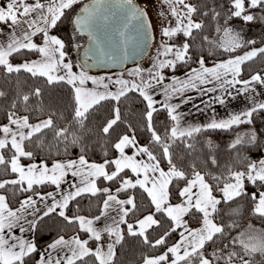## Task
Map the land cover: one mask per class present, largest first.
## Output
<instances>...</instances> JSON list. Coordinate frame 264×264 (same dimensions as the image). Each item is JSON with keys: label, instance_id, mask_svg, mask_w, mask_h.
I'll return each mask as SVG.
<instances>
[{"label": "snow or ice", "instance_id": "1", "mask_svg": "<svg viewBox=\"0 0 264 264\" xmlns=\"http://www.w3.org/2000/svg\"><path fill=\"white\" fill-rule=\"evenodd\" d=\"M81 2L0 0V101L6 102V122H0V264H118V246L124 248L129 238L145 249L141 264H264V229L250 224L232 236L238 225L224 222L225 216L239 214L240 206L231 205L241 200L251 205L252 216L264 220V157L251 159L240 151L264 150V127L256 124L264 119V92L257 88L264 87V72L241 78L243 65L264 56V47H250L257 41L245 39L243 27L238 31L233 25L264 26V0H212L211 7L160 0L155 28L147 4L90 0L72 16L67 39L55 34ZM107 12L122 17L123 27L101 40ZM209 17L217 38L204 35L197 45ZM132 21L135 35L128 37ZM156 33L149 68L137 66L128 78L123 72L115 78L88 74L91 66H107L105 58L123 64L129 43L133 52L143 54ZM84 35L90 47L86 59L76 63L69 48L78 50L74 41ZM205 44L211 46L212 57L246 46L250 50L208 66ZM179 68L186 69L183 76L176 75ZM29 79H42L43 87L28 86ZM57 85L70 89V110L45 105V88ZM191 91L200 96L219 91L202 101L204 108L192 105L199 112L213 104L226 106L237 97L245 107L219 118L213 108L206 123H185L187 113L180 109L193 101L187 95ZM137 100L142 111L122 113L123 102ZM160 112L168 121L163 132L154 120ZM242 125L249 127L228 145L236 150L234 163L220 164L211 139L205 142L207 152L198 147L200 134ZM97 149L102 162L90 159ZM49 186L54 190H40ZM137 193L146 205L138 202ZM84 197L96 198L95 215L79 214L78 198ZM13 202L19 206L12 207ZM73 202L77 210L69 216L66 210ZM53 214L71 227L70 235L58 234L40 248L35 240L14 234L15 229L37 230Z\"/></svg>", "mask_w": 264, "mask_h": 264}, {"label": "trees", "instance_id": "2", "mask_svg": "<svg viewBox=\"0 0 264 264\" xmlns=\"http://www.w3.org/2000/svg\"><path fill=\"white\" fill-rule=\"evenodd\" d=\"M87 0H82L81 4H78L74 6V9L72 10L71 13L68 14V19L64 21V23L60 26V31L56 32L55 34L61 36L62 38L67 39L69 33L71 32V18L72 16L77 12L78 8L80 5H82L84 2ZM193 3H207L209 7L212 6V0H191ZM205 11L207 9H204ZM236 22V21H234ZM239 22V21H238ZM205 24L206 27L202 33L197 37L196 44L199 45L201 43V37L204 35H207L209 39H214L216 32H215V23L211 21V17L205 19ZM240 22L238 23V25ZM237 25V26H238ZM256 27H264L259 24H256ZM257 43L255 45H252L250 47H256L259 48L264 44V37H258L255 39ZM76 43V41H74ZM84 45V44H82ZM80 46L79 50L72 48L70 46L69 52L70 56L72 59L77 58V56H80L81 53V47ZM250 47L246 46L245 48L242 49H237L234 53H222L218 52L214 57L208 56V52L211 51V46L205 44L204 48V55L206 57L208 65H212L214 62H219L221 60H224L226 58H229V56H234L240 52L249 50ZM34 58V57H33ZM18 59H14L13 63H18ZM80 63V60H79ZM195 67L196 65H192ZM244 71L242 73V79L250 77V75L255 74L256 72H264V56H257L254 60L246 62L245 65H243ZM186 71L185 68H179L176 74L183 73ZM168 75H171V73H168ZM0 83H3L2 80H0ZM37 84L39 86L43 87V80H38V81H33L29 79L27 81L28 86H32L33 84ZM25 91H27V87L25 88ZM70 89L67 86H49L45 88L44 95L42 97L45 105L55 103L60 106V111L63 112L66 109H69V104H70ZM33 105L37 103L36 98H33L32 100ZM6 105V102L0 101V122H6L4 120L3 116V109ZM110 102H106V107H110ZM129 109H131L133 112H140L143 110V104L140 103L138 100L136 102H130V101H125L121 104V110L123 114H128ZM104 114V111L102 110L97 118L102 117ZM154 120L156 122L157 128L159 131L163 132L164 126L168 123L166 113L165 112H160L155 115ZM132 122L137 123V120L135 117H132ZM256 124L259 127H264V119H257ZM248 125H242L239 127L234 128L233 130L230 131H209L202 133L198 136V140L200 141V144H198V147H202L203 152H207L208 149L205 145V142L208 139H211L216 147V152L215 155L217 156L219 162L221 165L225 164H231L234 163V158L236 157V150H230L228 145L234 140L235 135L237 132H243L248 129ZM119 131V129H118ZM142 142H146L145 139H142ZM242 155H247L251 159H259L261 157H264V150H259L256 148H241L240 149ZM114 155V153H113ZM72 156H75V153H72ZM61 158H68V157H61ZM90 159L95 160L97 162H102L103 156L102 153L97 149L94 154L90 156ZM27 162V161H25ZM239 166V165H237ZM102 186H106L102 184ZM52 187L49 186L47 188L40 189L41 191H48ZM122 198H124L123 194L121 195ZM137 199L138 202L141 203V205H146L147 201L141 200L140 194L137 193ZM96 198H92L91 200L88 197L84 198H78V204H79V209L80 212L79 214L83 215H95L96 210ZM12 207H18V202H13ZM240 206V212L238 215H233L231 217L225 216V223H231L232 221H235L236 224L238 225L234 229L231 230V235L232 236H237L241 232H243L246 228L249 227L251 224L253 227H257L260 229H264V220H261L257 217L252 216L251 214V205L247 203L244 200L239 201V205L236 203H233L231 205L232 208H236ZM77 210V202H73L72 204L69 205V208L66 210L67 214L69 216L73 215L74 212ZM227 211V209H226ZM195 226V225H193ZM72 229L71 227L65 226V223L62 221L61 218L55 216L53 214L51 217L45 218L43 222L38 223V228L37 230H34V240L37 242L38 247L43 248L45 247L48 243H51L53 239L57 237L58 234L64 235V234H71ZM176 235L173 234L171 239H175ZM226 242V241H225ZM145 252V249L135 245L131 238H129L128 242L125 244L124 248H119L118 246V264H141V254ZM257 260L260 259L259 255L256 257ZM29 264H33V262H29Z\"/></svg>", "mask_w": 264, "mask_h": 264}, {"label": "crops", "instance_id": "3", "mask_svg": "<svg viewBox=\"0 0 264 264\" xmlns=\"http://www.w3.org/2000/svg\"><path fill=\"white\" fill-rule=\"evenodd\" d=\"M142 1L143 2H151L152 6L157 7L158 9H160L162 7L160 5V0H142ZM164 10L166 11V8ZM77 39L80 42L83 41L82 44H84V45L86 44V38H84L82 36H78ZM153 44H154V40H153ZM84 45H82V46H84ZM261 47H264V44ZM246 51H248V50H246ZM246 51L240 52V53H238L236 55H243L244 52H246ZM236 55H234V56H236ZM226 59H228V58H226ZM208 66H211V65H208ZM183 73H179V74H176V75L183 76ZM248 78H245V79H248ZM210 86H212V85H207L205 87H210ZM257 88H258V92H264V87L257 86ZM218 94H219V91L217 93H211L208 96H200L195 91H191V92L187 93V95L193 96L194 99L190 103L182 105V107L180 109L181 112L187 113V115L184 118V122L185 123H192V124H196V123L203 124V123H206L209 120V118L213 115V111H212L213 108L215 109V113L217 114V117L219 118V117H226L229 112H237V111H240L242 108L245 107V101L241 97H237L235 100H232V99L229 98L228 99V103H227L226 106H221L219 104H213L212 108H208L205 112H199L195 108L192 107L193 104H197V105L200 106V108H204V104L202 103V101H209L210 97H213V96L218 95ZM260 98H264V97H260ZM157 99H160L162 101L163 100V96L160 95V96L157 97ZM173 102H178V101H173ZM53 190L54 189L51 188L48 191H53ZM29 219H31V217H29ZM24 227L26 229H28V224L25 223ZM248 228H246L243 232L248 230ZM253 228L257 229V230H260V228H257V227H253ZM14 234L20 235V236H22L25 239L34 240V238H33L34 230H28V231H26L24 233H20L18 229H15L14 230Z\"/></svg>", "mask_w": 264, "mask_h": 264}, {"label": "water", "instance_id": "4", "mask_svg": "<svg viewBox=\"0 0 264 264\" xmlns=\"http://www.w3.org/2000/svg\"><path fill=\"white\" fill-rule=\"evenodd\" d=\"M86 3H90V0L86 1L83 4H86ZM83 4L79 7V9L81 7H83ZM79 9L77 10V12H79ZM105 14L109 16V20L107 21L106 24L104 22L101 23V26H100L101 40H105L106 34L110 35L112 29L123 27L122 17H120V16L112 17L110 12H107ZM135 23H136L135 21L131 22V25L129 26L128 31L126 33V35L128 37H132L135 35V32H134L133 27H132L133 25H135ZM83 37H85L87 39V41H86V44L81 48L80 59H79L80 63L86 59L85 52L90 47L87 35H84ZM152 48H153V41L150 42V47H148L145 50V52L143 54H141L139 52V50H137L136 52H133L132 51L133 44L129 43V45H128L129 57L123 64H120L119 62H114V61H111V60H108L107 58H105V63L107 64V66H104L103 64H97V65L89 67L88 71H90V72L124 71L128 67H134L136 65H139L149 55ZM91 55H92V53L88 52V56H91ZM88 64L92 65L91 59L88 60Z\"/></svg>", "mask_w": 264, "mask_h": 264}, {"label": "rangeland", "instance_id": "5", "mask_svg": "<svg viewBox=\"0 0 264 264\" xmlns=\"http://www.w3.org/2000/svg\"><path fill=\"white\" fill-rule=\"evenodd\" d=\"M134 2L140 6H144L145 3L147 4L148 17L150 18L151 23H152L153 27L155 28L157 25V12L159 9L157 7L152 6L151 2H143L142 0L141 1L140 0H134ZM238 23H239L238 21L233 22V25L236 26L238 31L241 27H243L244 30H243L242 34L244 35L245 39H256L258 37H264V27L257 28L256 24L251 25V26H243V25H241V23L238 25ZM216 38H217V33H216L214 39H216ZM182 39H183V37L180 38V40H182ZM158 40H159V36H158V33H156V40H154V44H153V48H152L151 52L139 65H136L134 67H128L124 71H112V72H90V71H88V74L92 75V76L112 75L113 78H115V76L117 74H120L121 72H123L124 77L128 78V76H127L128 71L134 70L137 66H140L143 68H149L151 66L152 58L156 55V46H157ZM82 42L83 41H81V42L78 41V39L76 40V43H78L80 46L82 45ZM179 42L180 41L178 40L177 43H179ZM79 52H80V50H79ZM79 59H80V56H77V58H74L72 60L76 63H79ZM74 70H76V69H74ZM89 87H91V84H89Z\"/></svg>", "mask_w": 264, "mask_h": 264}]
</instances>
